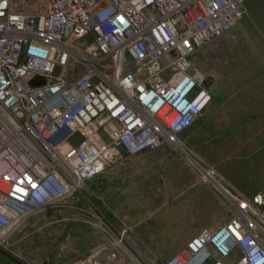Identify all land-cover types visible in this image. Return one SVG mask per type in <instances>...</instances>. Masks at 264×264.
I'll return each instance as SVG.
<instances>
[{
	"label": "built area",
	"instance_id": "1",
	"mask_svg": "<svg viewBox=\"0 0 264 264\" xmlns=\"http://www.w3.org/2000/svg\"><path fill=\"white\" fill-rule=\"evenodd\" d=\"M247 2L0 0V249L37 264L25 257L30 239L64 222L100 244L70 264L132 256L126 235L77 195L146 151L168 150L215 187L217 173L181 139L212 101L193 59L232 31ZM227 198L226 222L160 264H264V192Z\"/></svg>",
	"mask_w": 264,
	"mask_h": 264
},
{
	"label": "crops",
	"instance_id": "2",
	"mask_svg": "<svg viewBox=\"0 0 264 264\" xmlns=\"http://www.w3.org/2000/svg\"><path fill=\"white\" fill-rule=\"evenodd\" d=\"M246 6L247 17L229 34L204 45L193 59L196 69L210 83L212 101L181 139L217 173L215 187L198 183L195 174L171 152L158 148L128 159L120 173V184L124 185L119 189L120 202L115 198L116 188L104 194V215L111 227L125 232L128 241L151 256L166 250L170 252L168 258L193 236L205 229L214 231L226 222L228 195L264 192V0H248ZM170 166L173 171L164 170ZM170 179L182 183L186 190L176 192L180 188L170 184ZM96 180L86 182L80 190L79 206L95 205L89 186ZM125 203L130 205H126L127 210L118 209ZM198 210L203 217L190 229L183 220L168 227L166 223L154 224L162 213L165 218L171 212ZM55 216L50 213L47 219ZM152 233H156L161 246H154L155 240L149 242ZM30 241L29 249L37 247L43 259L54 263L89 251L91 244L97 243L88 227L64 222L48 225ZM180 241L184 244L166 248Z\"/></svg>",
	"mask_w": 264,
	"mask_h": 264
},
{
	"label": "rangeland",
	"instance_id": "3",
	"mask_svg": "<svg viewBox=\"0 0 264 264\" xmlns=\"http://www.w3.org/2000/svg\"><path fill=\"white\" fill-rule=\"evenodd\" d=\"M250 1L253 2V1H256V0H250ZM246 17L247 16H245L242 20H244ZM252 24H253V26L256 29H258L256 27V22L255 21H252ZM258 30L261 32L260 29H258ZM169 154L174 156L176 161L180 162L181 165H183L186 168V170L190 171V173L192 172L191 169L187 165H185L183 162H181L180 159L176 155L171 154V153H169ZM125 168L126 167H123V166H121V167H112V168L108 169V171L105 172L103 175H101V177L95 178V179H97L94 182L95 184L91 183V185L89 186V189H91V192L93 193L92 197L95 199V202H96L95 203L96 206L94 205V207H93L94 212H95L96 216L99 219H101L104 223H108L109 224V222L105 219V215H104V208H103L104 194L110 188H112V189L116 188L118 191L116 192L117 195H115V198L117 199V202H120V199H121L122 196H120L119 189L124 186L123 184H120L121 183V181H120V173H122V171H124ZM164 170L173 171V168H172V166H170L169 168L164 169ZM194 176L196 177V175H194ZM196 179H197L198 183L203 185V183L200 182L197 177H196ZM170 184H172V185L175 184L174 185L175 187L180 188L176 192H179V191H182V190H186V188L184 186L181 187L182 183L176 181L175 179H170ZM84 187H86V185ZM126 205H127L128 208L130 207L129 204L125 203L121 208L118 207V209L127 210ZM143 210H145V209H143ZM165 213H168V212H165ZM202 217H203V212L200 211V210H198V211H185V212H183V211L182 212H171V213H168V215L165 218H163V213H162V214H160L158 220L154 221V224L156 225V224H160V223H166V225H167L166 227H168V226L177 225V224H179L181 222V220H183V221H186L184 223V225L187 228L190 229L191 227H193L195 225L194 221H201ZM162 220H164V222ZM125 225H124V227H125ZM153 225H152V227H153ZM124 231H125V229H124ZM113 232H114V234L116 236H119L121 233L125 234V232H119L116 229H113ZM152 236L149 237V242L151 243L153 240H155V245L154 246H156V247L161 246L162 244H158L157 243L159 238L156 235V233H152ZM180 242H178V244L172 243L169 246H167L166 248L171 249L172 247H176V246H180V245L184 244V243L182 244V242L181 243ZM130 245L126 244V247L128 246L129 252L131 253V255L135 259L132 258V256H130V254H128V256H124L122 258L120 264H137L136 262H134L135 260L139 264H151L152 258H157L155 260L156 261L155 264H160L165 259H167V256L170 254V252L165 250V252L161 251L159 256H155L154 257V256H151V254L148 253L140 245L136 244L137 247H135V245H133V242H130ZM98 246H100L99 243L91 244L90 250L97 249ZM35 248H37V247H33V250H32V249H29V246H28L25 249V251H26L25 257L28 258V260L29 259L35 260V261H33L34 263L41 264L42 263V258L35 251L36 250ZM137 248H139L140 251ZM30 250H32V251L30 252ZM88 253H89V251H84V253L80 252V254H78V256H83L82 258H84V257H86L88 255ZM73 255L74 254H72V256ZM26 258H24V259H26ZM68 258H69L68 256L65 257V259H68ZM73 258L74 257H71L69 260H67V264H70V262H71V260ZM28 260H26V261H28ZM116 263H117V261H115V263H113V264H116ZM0 264H28V263H26L23 260L15 257L13 254H11V252L0 249Z\"/></svg>",
	"mask_w": 264,
	"mask_h": 264
},
{
	"label": "bare ground",
	"instance_id": "4",
	"mask_svg": "<svg viewBox=\"0 0 264 264\" xmlns=\"http://www.w3.org/2000/svg\"><path fill=\"white\" fill-rule=\"evenodd\" d=\"M207 178H209V176H207ZM203 181V180H202ZM135 262L137 263V264H139L136 260H135Z\"/></svg>",
	"mask_w": 264,
	"mask_h": 264
}]
</instances>
